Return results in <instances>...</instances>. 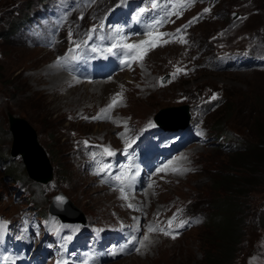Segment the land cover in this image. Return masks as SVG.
Instances as JSON below:
<instances>
[{
	"label": "rangeland",
	"instance_id": "obj_1",
	"mask_svg": "<svg viewBox=\"0 0 264 264\" xmlns=\"http://www.w3.org/2000/svg\"><path fill=\"white\" fill-rule=\"evenodd\" d=\"M28 2L29 0H0V152L8 153L7 149H9L12 139L6 112L11 111L14 114L26 117L36 131L45 129V132H37L38 140L43 146L50 147L58 144L61 150L64 151V163L69 167V186L77 195L78 201L82 202L85 191L91 186V181L73 169L67 161V156L85 173L106 179L107 175L114 173L112 164L114 155L104 154L101 146L110 147L114 151V146L119 141L111 138L109 123H105L104 118L90 119L98 115L91 111L88 105L101 98L98 94L100 91L99 85H92L91 88L90 85H82L80 77L74 67L70 65L68 69L58 68L59 74L62 73L63 81H59L58 83L61 82L59 85L50 87L51 78L54 77L50 70L58 58V55L54 53L58 39L63 34L65 27L71 24L70 18L75 15H77L76 19L83 18L86 14L85 9L79 0H46L44 4L46 7L38 9L37 15L24 16L23 19L18 16L14 19L13 15L18 10V5ZM107 12L113 17L117 15L114 0H108ZM11 16L12 18L8 23ZM21 20L28 25V28L18 34ZM46 36L49 37L47 43L50 44V47L38 45V43L44 42ZM64 77L66 78L64 79ZM220 77L231 84L232 95L227 103L225 101L222 106L206 118V123L208 125L215 123L217 120L216 123L225 120L227 125L232 128L236 123V110L242 108L250 112L253 108H258L264 103V75L261 77L253 73L231 72L223 73ZM178 83L181 89L174 88ZM194 89L195 86H190L188 78L181 79L163 89L153 91L148 97L135 100L133 105L141 112L151 109L152 113L154 108L176 103L175 98L183 90L188 91L183 98V102L188 101L191 106L198 109L205 108L204 99L197 96L193 91ZM63 108L68 110L66 113L74 115V117L69 116L66 120L67 116L65 117L64 113L61 112ZM231 113H233L232 122H229L226 118ZM258 117L261 119L260 122L257 121ZM244 120L251 128L256 130L260 138L264 139V118L260 113L255 112L254 116L244 117ZM61 127H67L68 130L64 131ZM22 137L21 134L20 144L25 143ZM85 141H87V144L84 143ZM89 142L90 144H88ZM211 149L212 146H204L195 148L193 151L197 154L200 151ZM230 157L232 156H222L223 169L226 172L228 168L231 172L238 174V171L233 169L235 167L231 164ZM59 158L61 159V156ZM105 164L109 165L108 171L106 173L101 172L99 175L96 174ZM41 166L44 167V165ZM246 166L257 169V171L246 174L239 173L243 174V179L250 181L245 182V185L240 186L235 193L232 191L226 192L230 195V199L241 201L240 190L243 192L250 186L252 181L262 183L263 189L242 200L241 205L246 209L248 208V212H252L254 206H258L259 209L264 211L259 206L262 203L259 198L264 193V161L257 167L248 164ZM2 168L0 162V169ZM44 171L45 174L48 170L44 169ZM203 171L200 165V170L190 174L189 178L198 187L209 189L214 194L216 201L218 193L225 191L224 189L214 190L211 181H217L225 172L213 176L209 181ZM92 191L89 188L87 193ZM12 192L13 189L9 188L6 195L0 196V210L2 208L3 211L10 209L13 204ZM167 193L168 190L161 196L164 197ZM103 200L104 196L101 195L100 197L95 196L93 201L84 200L83 202L90 208L99 209L103 204ZM262 206H264V202ZM236 208L232 210L227 208L226 213L228 216L226 219H222V223L214 222L204 225L189 233L180 242V251L166 260L154 261L143 257H123L110 261L108 264H197V259H200L201 256V249L197 245L199 243L208 244V253L216 251V234L231 219H235ZM228 261L226 264H228Z\"/></svg>",
	"mask_w": 264,
	"mask_h": 264
},
{
	"label": "snow or ice",
	"instance_id": "obj_2",
	"mask_svg": "<svg viewBox=\"0 0 264 264\" xmlns=\"http://www.w3.org/2000/svg\"><path fill=\"white\" fill-rule=\"evenodd\" d=\"M173 0H168V3L169 4H172ZM195 0H177V4H178V8H177V11H174V12H169V13H165V19H162V20H157L156 21V24L159 25V24H162L164 22H166V17L168 15H177L179 16L180 14H182V9L185 8V7H188L190 6L192 3H194ZM159 2L158 0H151V7L150 8H141L140 9V13L143 14L145 12H148V11H153L155 9H157L159 7ZM210 9L208 8H205L204 9V12H209ZM196 17L193 18V20L189 21L188 22V25H184L182 26V28H186L187 26L191 25L193 22L196 21ZM174 22V21H172ZM100 27L102 28L103 25L101 24ZM97 29H96V26H93L90 30H89V33L87 34L88 35V39H91L92 38V33L96 32ZM181 32V29H177L176 30V33H180ZM169 35H172L173 38H175V34H168V33H163V32H159V33H156L155 35H150V39L148 40H141L139 41V43H125V44H120V43H113L108 49L107 51L109 53H113L115 49H118V48H124V49H127L129 52H133L135 51V56L133 57L134 59L136 60H143L145 55L147 54V51L149 50L148 48H144L143 46L144 45H148L149 48H152L154 49L155 47L157 46H160V44H164V43H169L171 41L169 40H165V39H162L163 37L165 36H169ZM69 39L70 41L72 42L73 44V47L69 50V52H75L79 49H81L83 46H85L87 44V41H82L80 43H76L75 41H72L71 40V33L69 34ZM121 39H123V37H121ZM180 42L182 43H186L185 40H183V38L181 37L180 38ZM92 51L95 52L96 51V48H92ZM77 57L74 56V55H66L64 57H58L57 60L54 62V67H57V68H64V69H68L70 64H71V61L73 60H76ZM124 63H127V60L123 61ZM184 71L183 69H180V68H177L176 72L173 73V78L175 77L176 74H178L179 72H182ZM163 79V78H161ZM215 98V97H213ZM123 97H122V94L121 93H117L111 100V103L109 105L106 106V109H102L101 110V114H98L97 116L95 117H91L90 119H102V118H108L107 117V111L116 107L121 101H122ZM103 114V115H102ZM122 135V134H121ZM85 144H87V141L84 142ZM131 145L130 144H126V148L127 147H130ZM103 147V151H104V154L108 155V156H113L115 155V152L113 150L110 149V147H107V146H101ZM108 168H109V165L105 164L101 169H99L97 171L96 174H100L101 172H107L108 171ZM167 169V166H165L164 169H158L157 171H164ZM173 171H180L179 169H172ZM184 171H188V169H185ZM116 180L118 181H121L123 182V180L125 179V177L123 175H118L115 177ZM103 182V181H102ZM121 193H122V197L127 199L126 196L123 195L124 193V189L123 187H121L120 189ZM58 200H63L62 197H58L57 198ZM129 207H133V205L129 204L128 205ZM0 223H3V224H6L7 222H4V221H0ZM187 223L185 221H181L179 227H183L184 224ZM168 224H169V228H171V225H172V220L170 219L168 221ZM161 231L163 232L164 235H169L171 236L172 239H176L177 236L179 235L178 232H172V231H168V230H165V229H155V228H152L150 227L148 229L149 232H153V231ZM131 242V241H130ZM152 243V240L150 239L149 235L145 234L144 237H143V240L139 242V247H136L135 248V251L137 252H140L141 251V248H144V249H147L148 246ZM121 251H123V248H121ZM112 255H115L116 252L113 251L111 253Z\"/></svg>",
	"mask_w": 264,
	"mask_h": 264
},
{
	"label": "trees",
	"instance_id": "obj_3",
	"mask_svg": "<svg viewBox=\"0 0 264 264\" xmlns=\"http://www.w3.org/2000/svg\"><path fill=\"white\" fill-rule=\"evenodd\" d=\"M29 129V128H27ZM30 132V131H29ZM32 138V135H30ZM231 164H233L236 169H238V174L236 172L228 174L223 179L219 180L220 186L230 189L231 191H236L240 186H244L245 182L248 180L243 179V174L239 173H250L252 171H257L256 168H248V165H253L252 167H257L264 161V144L255 148H250L248 150L237 151L230 157ZM10 171V168H9ZM10 175L14 176L12 171ZM236 182H233V181ZM242 191L240 190L239 193ZM245 190L242 195H244ZM230 202V201H229ZM234 207H239L238 203L232 201ZM240 230V226L236 219H231L221 230L216 234L217 243L216 251L207 253V264H226L230 254L232 253L235 242Z\"/></svg>",
	"mask_w": 264,
	"mask_h": 264
},
{
	"label": "bare ground",
	"instance_id": "obj_4",
	"mask_svg": "<svg viewBox=\"0 0 264 264\" xmlns=\"http://www.w3.org/2000/svg\"><path fill=\"white\" fill-rule=\"evenodd\" d=\"M39 66V65H38ZM51 67V66H50ZM49 67V68H50ZM56 68V67H55ZM55 68H53L52 69V71H51V73H53L54 74V77L53 78H51V82L52 83H56V82H59V81H62V77H61V74H59V72H58V70H57V68H56V71H55ZM47 71H49V70H47ZM64 75V74H63ZM66 77H64V79H65ZM32 83V82H31ZM64 83V82H63ZM35 84V83H34ZM83 85H90V84H83ZM91 87H93L92 85H90V88ZM95 88V87H94ZM92 90V89H91ZM28 127L25 125V124H21V126H20V131H21V134L23 135V137H22V139L24 140L23 142H25V143H23V144H21V146H23L24 145V147L25 146H31V145H34V143H33V139L32 138H30V135H31V132H29L30 130L29 129H27ZM28 156H29V158L30 159H32V157H31V155H30V153H28ZM33 161H34V163L38 166V167H42L41 165H44V159H43V157L42 156H39L38 154H35V157H34V159H33ZM42 163V164H41ZM135 257H137V256H135Z\"/></svg>",
	"mask_w": 264,
	"mask_h": 264
},
{
	"label": "water",
	"instance_id": "obj_5",
	"mask_svg": "<svg viewBox=\"0 0 264 264\" xmlns=\"http://www.w3.org/2000/svg\"><path fill=\"white\" fill-rule=\"evenodd\" d=\"M160 122V121H159ZM22 123H24V121L22 120V119H19V118H16V117H12L11 118V127H12V129L15 131L16 130V128L20 125V124H22ZM13 153H17V151H13ZM31 174H33L32 172H31ZM43 179H45V177H42Z\"/></svg>",
	"mask_w": 264,
	"mask_h": 264
}]
</instances>
